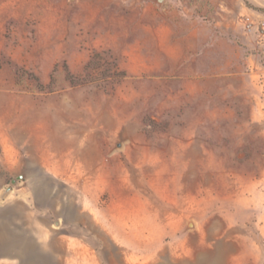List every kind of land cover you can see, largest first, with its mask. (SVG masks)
<instances>
[{
    "label": "rangeland",
    "instance_id": "obj_1",
    "mask_svg": "<svg viewBox=\"0 0 264 264\" xmlns=\"http://www.w3.org/2000/svg\"><path fill=\"white\" fill-rule=\"evenodd\" d=\"M263 89L264 0H0V264H264Z\"/></svg>",
    "mask_w": 264,
    "mask_h": 264
},
{
    "label": "crops",
    "instance_id": "obj_2",
    "mask_svg": "<svg viewBox=\"0 0 264 264\" xmlns=\"http://www.w3.org/2000/svg\"><path fill=\"white\" fill-rule=\"evenodd\" d=\"M215 27L212 23L185 20V74L190 72L186 70H209V73L217 74L224 73L222 70H257V67L249 64V56L237 47L235 49L241 56L240 60L232 61L225 55L222 36ZM257 87L262 90L259 83ZM262 97L259 107L264 116V89ZM34 235L33 241L38 245V250L47 249L42 230L38 229ZM138 235L140 239L141 232ZM55 240L63 245V253L59 255L62 264H72L76 260L78 244L61 236ZM54 256L59 257L58 254Z\"/></svg>",
    "mask_w": 264,
    "mask_h": 264
},
{
    "label": "trees",
    "instance_id": "obj_3",
    "mask_svg": "<svg viewBox=\"0 0 264 264\" xmlns=\"http://www.w3.org/2000/svg\"><path fill=\"white\" fill-rule=\"evenodd\" d=\"M97 54L93 55L89 62L87 63L86 65V73H85V76L83 78H76V77H73L68 71L66 73V76H67V79L69 80L70 84L71 85H84V84H87V83H90V82H93L91 79H92V76L91 75H94V71L96 70H89L93 61L97 58ZM117 71V70H116ZM125 75L124 73L122 72H117V74H112L111 76H108L107 78H111V79H114V80H120L121 78H123ZM38 81V80H37ZM52 78H51V81H50V84H52Z\"/></svg>",
    "mask_w": 264,
    "mask_h": 264
},
{
    "label": "water",
    "instance_id": "obj_4",
    "mask_svg": "<svg viewBox=\"0 0 264 264\" xmlns=\"http://www.w3.org/2000/svg\"><path fill=\"white\" fill-rule=\"evenodd\" d=\"M157 2H162L163 0H156ZM10 187L7 188L6 192L10 191Z\"/></svg>",
    "mask_w": 264,
    "mask_h": 264
}]
</instances>
